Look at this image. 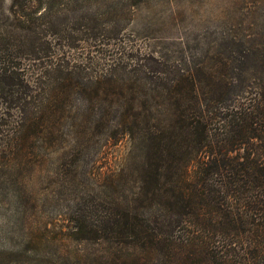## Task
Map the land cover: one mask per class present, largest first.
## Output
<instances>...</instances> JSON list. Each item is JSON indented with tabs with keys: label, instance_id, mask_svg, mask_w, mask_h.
<instances>
[{
	"label": "trees",
	"instance_id": "obj_1",
	"mask_svg": "<svg viewBox=\"0 0 264 264\" xmlns=\"http://www.w3.org/2000/svg\"><path fill=\"white\" fill-rule=\"evenodd\" d=\"M60 1L0 0V187L13 186L4 195L14 228L27 225L10 236L36 244L9 264H64L60 255L41 263L23 217L30 201L15 187L50 152L72 156L58 150L88 120L121 128L133 146L107 181L102 221L74 220L66 240L98 248L72 264H264V33L216 45L227 52L213 57L144 55L93 72L58 44L62 12L90 0H63V10ZM137 1L107 0V15Z\"/></svg>",
	"mask_w": 264,
	"mask_h": 264
},
{
	"label": "rangeland",
	"instance_id": "obj_2",
	"mask_svg": "<svg viewBox=\"0 0 264 264\" xmlns=\"http://www.w3.org/2000/svg\"><path fill=\"white\" fill-rule=\"evenodd\" d=\"M89 4L79 2L70 13L62 12L65 17L58 27V44L70 64L82 63L93 72L111 62L131 63L144 55L171 64L180 59L213 57L227 52L225 48L216 50V45L257 41L264 33V0H140L128 3L125 13L117 15H107V0H90ZM60 9H66L63 0ZM67 16L70 26L64 19ZM89 23L95 25L93 29ZM68 144L58 153L72 151V156L62 160L57 151L50 152L35 171L24 173L23 183L15 187L30 201L23 217L43 245L39 249L41 263L53 255H60L64 264L81 260L85 254L97 255L94 242H68L66 236L73 231L76 218L86 219L89 226L97 225L110 210L102 201L112 193L107 181L121 174L133 140L121 128L111 124L101 127L88 120ZM66 176L69 180L76 177L70 189L62 185ZM10 188L13 186L0 187V264L10 263L8 255L26 243L16 237L28 232L27 225L13 226L10 197L4 195Z\"/></svg>",
	"mask_w": 264,
	"mask_h": 264
}]
</instances>
